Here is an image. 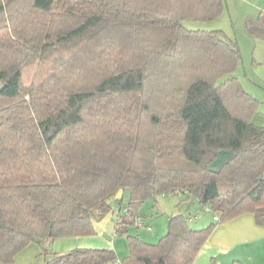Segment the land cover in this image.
I'll list each match as a JSON object with an SVG mask.
<instances>
[{"label":"trees","instance_id":"trees-1","mask_svg":"<svg viewBox=\"0 0 264 264\" xmlns=\"http://www.w3.org/2000/svg\"><path fill=\"white\" fill-rule=\"evenodd\" d=\"M224 7L0 0V262L32 241L96 233L111 199L114 231L126 236L123 264H193L216 223L193 228V217L173 213L156 242L128 233L157 195L185 192L217 222L251 212L264 225V125L252 121L259 101L235 75L240 47L220 28L182 24ZM244 27L264 34L262 18ZM220 149L233 154L208 169ZM124 187L130 196L115 199ZM115 257L111 248L74 247L42 264Z\"/></svg>","mask_w":264,"mask_h":264},{"label":"crops","instance_id":"crops-1","mask_svg":"<svg viewBox=\"0 0 264 264\" xmlns=\"http://www.w3.org/2000/svg\"><path fill=\"white\" fill-rule=\"evenodd\" d=\"M225 6L226 9H223L224 12L238 19L240 30L220 29H222L229 38L236 40L242 54L241 61H243L244 58L246 63L248 61L250 62L249 68L256 70L257 80L264 86V34H249L244 27L246 20H257L259 18L264 20V0H225ZM222 13L223 11L221 14ZM245 74L246 71L244 75ZM255 85L259 84L256 83ZM261 88L264 89L262 86ZM247 92L256 97L254 93L250 91ZM256 98L264 105L263 95L262 97ZM262 110L264 112V106ZM181 193L187 196L185 192ZM114 202L116 207H118V203L115 200ZM201 209L202 214L195 213L193 218H191L194 219V221L197 219L195 223L196 227L205 226L210 222L216 223L194 257L193 264H232L234 261H238L241 264H264V225L256 222L253 213L243 212L224 222H217V214L212 213L207 207L202 205ZM116 213L117 210L115 211V209H112L102 219L94 221V226L98 235L93 237L86 236L85 239L89 241L87 244L78 241L81 236H68L72 239L70 242L66 240L67 237L55 239H65L64 242L66 243L64 250L74 247H105L113 249L116 257L122 259L127 252L118 255L113 240V234L115 233L113 218ZM208 213H211V217L208 216ZM138 216L140 218V213ZM152 222L157 225L158 228L161 227V220H153ZM116 235L115 233V236ZM90 241L92 243H90Z\"/></svg>","mask_w":264,"mask_h":264},{"label":"rangeland","instance_id":"rangeland-1","mask_svg":"<svg viewBox=\"0 0 264 264\" xmlns=\"http://www.w3.org/2000/svg\"><path fill=\"white\" fill-rule=\"evenodd\" d=\"M226 9V6L224 7ZM183 26L190 29H216V28H223L224 30L232 29L234 31H239V23L238 19L234 16H230L227 12L220 14L218 17L213 18L211 20L206 21H199L195 19H185L182 21ZM233 26V27H232ZM232 27V28H231ZM240 62L238 68L235 71V75L238 76L240 79L243 88L246 91H250L254 93L256 97L264 96V87L262 83L257 80L256 70L253 68H249V61L246 63L244 61ZM246 71V74L244 75ZM28 72V71H27ZM31 72L27 73L26 77L29 80L31 77ZM259 82V83H258ZM259 85H255V84ZM261 85V86H260ZM257 99V98H256ZM258 100V99H257ZM264 105L259 102L258 108L256 112L253 114V122L258 124H264V115L262 107ZM112 205V209L117 210L115 205L114 199L110 200ZM124 204V203H122ZM153 206V207H152ZM111 209V210H112ZM110 210V211H111ZM118 211V210H117ZM109 213V212H108ZM107 213V214H108ZM140 213V220L143 222V226L136 227L135 224L130 225L128 227V233L130 234H137L141 237V239L148 241V242H156L161 235L166 232L167 229V219L168 216L173 213H182L188 217H193L195 213L202 214L201 205L196 198L193 196H185L182 193L172 194L167 193L166 195H157L154 198H149L142 202L139 207ZM106 214V215H107ZM104 215L103 217H105ZM208 216L211 217V213H208ZM102 217V218H103ZM101 218V219H102ZM153 220H161V227H157V225L153 224ZM193 220V222H192ZM196 220L191 219L188 221L189 225L193 228H197L195 225ZM149 224L151 225V229H147L144 225ZM98 235L97 232L92 235H80L81 243L87 244L89 243L86 240V236H96ZM100 235V234H99ZM104 238V237H103ZM64 238L61 239H51V240H42L40 242L32 241L28 245H26L23 249L16 253L14 259L11 262H0V264H42L45 259L50 257V253L53 252H65L69 249L64 250L65 243ZM66 240H72L69 237ZM113 240L116 245V253L118 255H122L121 253L125 254L127 252V242L126 236L124 232L117 234L113 237ZM90 243H92L90 241ZM61 249V250H57Z\"/></svg>","mask_w":264,"mask_h":264},{"label":"water","instance_id":"water-1","mask_svg":"<svg viewBox=\"0 0 264 264\" xmlns=\"http://www.w3.org/2000/svg\"><path fill=\"white\" fill-rule=\"evenodd\" d=\"M3 84L0 82V90L2 89ZM233 154L232 151H227V150H216L214 152V158L213 160L208 164V169L217 171L218 168L221 166V164L227 159L229 156ZM130 196V188L129 187H124V188H119L116 194L114 195L115 199H124L126 200ZM125 207V204L122 205V208Z\"/></svg>","mask_w":264,"mask_h":264},{"label":"built area","instance_id":"built-area-1","mask_svg":"<svg viewBox=\"0 0 264 264\" xmlns=\"http://www.w3.org/2000/svg\"><path fill=\"white\" fill-rule=\"evenodd\" d=\"M134 224L138 227L143 226V222L140 220L139 216H136L134 219ZM145 226V225H144ZM147 229H150V226H145ZM115 233L113 234V237ZM112 264H123L122 260L118 257H115L112 261Z\"/></svg>","mask_w":264,"mask_h":264}]
</instances>
